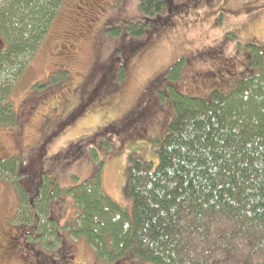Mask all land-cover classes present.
Returning <instances> with one entry per match:
<instances>
[{
  "label": "trees",
  "instance_id": "1",
  "mask_svg": "<svg viewBox=\"0 0 264 264\" xmlns=\"http://www.w3.org/2000/svg\"><path fill=\"white\" fill-rule=\"evenodd\" d=\"M177 1L141 0L140 21L106 24L107 37L119 42L111 54L125 58L100 74L90 96L93 108H105L106 96L126 77L125 60L143 48L146 32L164 26ZM63 2L0 0L2 129L21 126L10 101L13 82L41 45H50ZM102 44L98 40L96 49ZM244 55V77L227 94L214 91L207 100L179 91L180 60L153 80L156 87L170 81L151 96L172 118L156 167L134 161L127 171L130 208L105 194L101 162L93 163L87 179L60 187L40 155L0 157V177L13 180L16 197L9 234L22 239L31 264H74L78 244L92 253L91 264H264V46L247 45ZM98 61L93 73L103 67ZM58 76L42 97L67 84L65 75ZM66 205L74 206V218H62Z\"/></svg>",
  "mask_w": 264,
  "mask_h": 264
},
{
  "label": "rangeland",
  "instance_id": "2",
  "mask_svg": "<svg viewBox=\"0 0 264 264\" xmlns=\"http://www.w3.org/2000/svg\"><path fill=\"white\" fill-rule=\"evenodd\" d=\"M72 1L64 0L57 17L59 20L66 8L62 17L68 21L67 28L56 20L48 37L51 47L41 45L24 73L13 82L10 101L22 121L16 130L14 127L0 128V157L21 153L27 157L40 155L45 172L60 187L87 179L93 163L101 162L105 194L122 208H130L126 197L127 171L134 166V161L156 167L158 150L172 118L169 109L151 96L154 89L162 91L170 81L161 80L156 87L153 80L180 60L182 73L178 87L183 95L207 100L214 91L227 94L245 75L246 46H264V0L175 2L179 10H174L175 3L171 5L164 26L152 29L149 34L146 32L142 38L143 48L125 60L126 77L117 90L106 96L105 108H93L95 105L87 102L88 95H81L78 85L91 71L87 80L96 84L93 91L102 79L96 75L104 73L110 65L117 67L125 58L122 55L118 58L119 53L111 54L119 42L107 37L110 27L106 24L113 20V23L140 21L141 0H100L93 11L95 14L83 13L81 17L69 7ZM85 18H93L95 38L82 43L70 60L76 77L71 91L64 90L69 83L66 82L55 85L40 99L35 96L36 100H29L32 93L43 94L51 86L50 82L60 78L53 73L64 65L56 54L57 49L63 51L61 46L65 44L55 45V37L61 36L62 41L72 39L79 29L75 19L82 22ZM126 39L120 43H128ZM98 40L103 43L100 50L96 49ZM95 60L102 61L103 67L93 73L91 66ZM50 74H53L51 80ZM69 112H72L71 117L63 121ZM44 114L47 118L42 117ZM12 181L8 176L0 177V264H31L20 246L22 239L17 234H9L12 232L9 219L15 211L16 199ZM73 210L74 206L66 205L62 218L74 216ZM78 246V250L72 252L75 255L72 262L91 264L92 253L83 245ZM131 261L135 264L137 260L128 262Z\"/></svg>",
  "mask_w": 264,
  "mask_h": 264
},
{
  "label": "flooded vegetation",
  "instance_id": "3",
  "mask_svg": "<svg viewBox=\"0 0 264 264\" xmlns=\"http://www.w3.org/2000/svg\"><path fill=\"white\" fill-rule=\"evenodd\" d=\"M99 5H100V0H74V1H72L70 3L69 7L73 8L75 11H77L78 12L77 16L79 17L83 13H88V15L89 14H91V15L95 14V13H93V11H94L95 7L99 6ZM65 10H66V8H65ZM65 10L63 11V13L65 12ZM83 11H85V12H83ZM63 13H62V15H63ZM62 15L59 18V20H61V22H59V20H57V23L61 24V26H63L64 28H67L68 21L66 19H64L62 17ZM75 21L77 22V24H79V29H78V31L76 33L73 34V38L72 39H67V41L66 40L62 41L61 38H60L61 36H59V37L56 36L55 39H54L56 41L55 45H59L60 46L61 42H63L65 44V45L61 46V49L63 51L60 52L59 49H57V54H56L57 57L62 59V61L64 62V65L61 66L60 70L55 71L53 74H61V75H65L67 77L69 83H68V86L64 89L67 93H69L71 91V89H72V88H70L72 86V83H73L72 81L76 80L75 73H74L73 69H71L70 60L77 53V51L80 49V45L82 43H84L86 41H89L90 40L89 38H91V39L95 38L93 36V34H92L93 30L96 29L93 18L82 19V22H79L78 19H75ZM67 33L68 32H66V34ZM50 36H51V34H50ZM52 36H54V35L52 34ZM90 41H92V40H90ZM47 48H49V47H47ZM91 67H92V70H94L95 66L92 65ZM98 70L101 71V69H98ZM90 72H88L86 74L88 76H85L79 82V85H78V88L80 89L81 95H83V94L88 95L87 96V100L89 102H90V96H91V94L93 92L92 88L96 85V84L93 85L94 82H93V84L88 83L87 79L89 78ZM52 76L53 75H51L49 77V80H50V78L52 79ZM96 76H97L98 79L100 77H102V75H100L99 73ZM89 86H90L89 90H86L85 87H89ZM31 95L32 96L30 97V100H32V101L36 100L35 96L38 97L39 99H40V96H41V94H37V93L31 94ZM93 105L94 104H92V106ZM71 115H72V112H69L66 115L67 117H65L63 119V121L65 119H67L68 117H71ZM42 117H46V114H44Z\"/></svg>",
  "mask_w": 264,
  "mask_h": 264
},
{
  "label": "water",
  "instance_id": "4",
  "mask_svg": "<svg viewBox=\"0 0 264 264\" xmlns=\"http://www.w3.org/2000/svg\"><path fill=\"white\" fill-rule=\"evenodd\" d=\"M2 46V43L0 42V47Z\"/></svg>",
  "mask_w": 264,
  "mask_h": 264
}]
</instances>
